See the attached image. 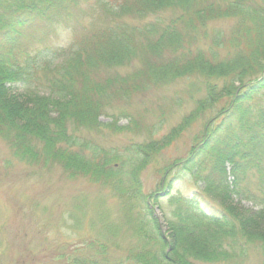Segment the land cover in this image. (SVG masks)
<instances>
[{"label":"trees","instance_id":"1","mask_svg":"<svg viewBox=\"0 0 264 264\" xmlns=\"http://www.w3.org/2000/svg\"><path fill=\"white\" fill-rule=\"evenodd\" d=\"M219 19L234 22L228 32L209 25ZM144 79L186 80L182 92L194 107L161 137L154 125L123 148L89 136L140 132L133 119L118 121L129 117ZM180 90L172 98L178 107ZM200 119L207 120L189 153L164 160L162 152ZM0 138L20 161L58 165L112 190L129 214L130 264L264 257V0H0ZM153 162L166 174L180 166L199 186L170 197L166 238L141 183ZM86 245L88 256L70 264H112L109 243Z\"/></svg>","mask_w":264,"mask_h":264},{"label":"rangeland","instance_id":"2","mask_svg":"<svg viewBox=\"0 0 264 264\" xmlns=\"http://www.w3.org/2000/svg\"><path fill=\"white\" fill-rule=\"evenodd\" d=\"M233 23L230 19H219L209 25L228 32ZM64 38L63 32L58 40ZM134 68L119 69V74L126 76ZM115 71L109 70L107 74H115L111 73ZM143 82L146 89L133 93L126 107L129 117L121 118L118 123L127 125L133 119L140 132L105 130V133L92 132L89 136L104 146L123 148L131 141L145 140L154 125L155 138L161 137L194 107V99L182 92L186 80L163 86L145 79ZM178 90L185 101L179 107L172 103ZM215 112L209 111L208 118ZM161 118L164 121L158 129ZM101 120L111 123L113 118L102 116ZM206 120H198L183 137L167 147L162 152L164 160L185 157L193 145L194 134L201 132ZM161 168L160 162L149 164L141 174V183L159 220L161 235L166 238L169 234L167 219L175 209L170 197L190 196L199 186L180 166H174L168 174ZM167 190L169 192L165 193ZM155 193L158 196L155 195L154 200L151 196ZM163 193L166 195L162 196ZM235 201L237 206L254 208L250 201L239 198ZM128 216L121 199L112 190L92 183L85 176H69L58 165L47 169L20 161L0 138V264H70L73 259L88 256L86 244L92 239L110 244L112 264H130L126 256L134 240L132 227L127 224ZM199 264H264V257L258 252H249L237 261Z\"/></svg>","mask_w":264,"mask_h":264},{"label":"bare ground","instance_id":"3","mask_svg":"<svg viewBox=\"0 0 264 264\" xmlns=\"http://www.w3.org/2000/svg\"><path fill=\"white\" fill-rule=\"evenodd\" d=\"M118 123H119V121H118ZM155 195L158 196V193H155L153 196H151V198H153L154 200L156 199V196Z\"/></svg>","mask_w":264,"mask_h":264}]
</instances>
